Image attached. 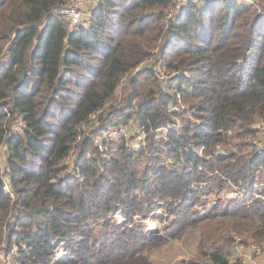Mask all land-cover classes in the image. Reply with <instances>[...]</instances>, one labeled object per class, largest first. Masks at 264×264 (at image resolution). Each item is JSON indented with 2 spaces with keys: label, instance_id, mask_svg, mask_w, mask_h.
Returning a JSON list of instances; mask_svg holds the SVG:
<instances>
[{
  "label": "trees",
  "instance_id": "16d2710c",
  "mask_svg": "<svg viewBox=\"0 0 264 264\" xmlns=\"http://www.w3.org/2000/svg\"><path fill=\"white\" fill-rule=\"evenodd\" d=\"M66 3L0 0V247H16L20 264H155L150 249L192 226L206 229L199 241L213 264H239L228 258L236 237L264 241V187L254 185H264L255 172L264 148L243 151L226 131L264 136L252 126L264 125V0H188L166 19L173 0H100L74 30ZM155 54L175 75L163 84L147 67L158 81L142 95L132 71ZM127 74L124 105L106 110ZM133 114L144 145L94 144L115 117ZM70 167L81 178L63 174ZM226 187L246 192L194 208ZM182 211L161 229L143 224Z\"/></svg>",
  "mask_w": 264,
  "mask_h": 264
},
{
  "label": "rangeland",
  "instance_id": "374dc122",
  "mask_svg": "<svg viewBox=\"0 0 264 264\" xmlns=\"http://www.w3.org/2000/svg\"><path fill=\"white\" fill-rule=\"evenodd\" d=\"M99 1L100 0H82L80 6L78 8V12H79V16H80L79 22H81L82 24H87L89 22L88 18H89L91 13L95 12L98 9ZM187 1L188 0H173V4L168 6L165 9V19L169 18V17H174L178 13L179 7L185 5ZM194 1L202 4V0H194ZM217 1H222V0H217ZM239 1H243L244 3H248V4H251L254 2V0H239ZM71 3H72V0H67V3L60 10L62 12H64L65 8L68 7ZM63 15H64V13H63ZM64 21H65V24L67 26L68 22H67L65 16H64ZM263 25H264V23H263ZM71 27L72 26H70V27L67 26V28H69V29ZM75 27H73L71 30H74ZM6 46H7V42H5L4 47L0 52V63L3 62L5 60V58H7ZM158 64H159L158 63V56L155 54L154 56H152L149 59L142 62L136 69H134L132 71V73L134 75L140 76V81H138L137 84L139 83V86L142 87V95H144V92L148 88H150L152 86L154 87L158 81L157 80V81H155V83H153L154 82V81H152L154 79L153 73L152 74L146 73L147 67L153 68L155 75L158 76L159 79L163 80L162 81L163 84H166V82L168 81V78L173 77L175 75V72L167 70L163 66L158 67ZM129 76H130V74H127L122 79V81H121L120 85L118 86L114 96L105 105L106 110H110L111 108H114V107H122L124 105V103H125L124 97L127 93V87L130 85L128 82ZM72 87L76 88V86H73V85H72ZM169 90H171V89H169ZM176 105H177V107L182 105L180 100L176 103ZM89 121L92 122L91 120H89ZM95 121H96V118H95ZM113 123L106 124L105 127H103L101 130H99L96 133V135H94V138H93L94 144H99V149L102 150L103 148H105V145H107L108 143L114 147L116 145V143H118L121 140H124V141H126V144L128 145L129 149L137 148V146L132 147V143L136 142V140H137V136H138L137 129H139L138 124H137V120H136V115L135 114L131 115L129 118L126 119L125 122L122 121L120 119V117H115L113 120ZM179 123H180L179 118H174L171 120V122L169 121V124L174 125L175 127H178ZM18 126H20V125L17 123L16 129ZM119 126L124 129V134L121 135L122 137H116L115 136L116 138L112 139L113 141L111 142L110 137L113 136L112 132L114 130H116V128ZM252 126H253V128L264 130V125H262V122L256 121L254 123V125H252ZM91 127L92 126H89L87 131H89ZM162 129H163V131L160 132ZM234 129L235 128H230L229 130L226 131V134H227V136L228 135L231 136L232 140L235 141L236 144L237 143L240 144L241 149L243 151H250L253 149L260 150V149L264 148V136H258L259 132H257L258 135L253 136V135L248 134V135H245L243 139H239L240 132H242V131H237V129H235V130ZM157 130H158L157 131V133H158L157 138H158V136H161L162 134L165 133L164 127L159 128ZM143 136H144V134H143ZM104 138H105L106 143L103 145V143H101V141ZM145 143H146V141L144 139L143 145ZM110 149L112 152H114V150H115V149H112V147ZM229 150L237 151V149L235 147H230V146L224 147L222 145L218 147V152L222 153V154H226L227 152H229ZM6 151H7L6 145H4V147L0 153V171H1L2 176L5 180L8 179V174H7L8 165H7V161H6ZM197 151L199 152V148L197 149ZM93 154H94V152H92L91 150H88L86 155L92 156ZM73 157H74V151H72V153L69 155V157L65 161L67 167L69 165H72L73 160H74ZM73 171L77 174V176H79V178H81L79 172L77 170L72 169V167H70L69 169L64 171L63 174H65V175H67L69 173L71 174ZM255 172H256V176L259 178L261 177V175L263 176V174H264L263 170L255 171ZM254 185L257 186L256 189H263V187H264L262 179H258V181H256L254 183ZM5 190L9 191V187L7 185L5 187ZM245 192H246L245 188L240 189L237 187H234V188H227L226 187L225 189H223L220 192L215 191L214 193L202 195L201 196L202 200L195 203L194 208L200 210V212H203L206 207H208L212 204H215L216 201H218L219 199L225 200V199L234 198L235 196H240V195L245 194ZM248 192H251V190L249 189ZM150 208H153V210L150 212V214H152V215H154V213L156 211H158V209H154V207H150ZM185 215H186V212L182 211L176 215L165 214L163 216V218H160L159 220H156L154 218H146L144 220L145 223H143V224L147 228L161 229L163 226L168 225L172 220H180L181 218H184L183 216H185ZM115 219L117 220L118 223H120L121 222V215L119 213H117L115 215ZM201 231H206V229L205 228H194L192 226L185 227L179 233V235H177L178 234L177 233L176 236H174L173 238H166V240H164L163 242L152 247L149 251L150 252L149 253L150 259L155 264H187L190 260L199 261L202 264H213L205 253V251H207V246H208L207 243H206L205 247H203L200 244L199 240H200V232ZM236 238H237L235 241L236 246L238 244L239 245L243 244V248L248 249V251H249L248 255L250 258L245 259L243 261L242 258L240 257L242 250L241 249L238 250V247H236L235 244H233V245H231L230 253L228 255V258L231 260V262H239V264H260V263L256 262V260L254 258L260 254L264 255V244H263L264 241L257 243L251 239H246V241H242L244 243H238L239 237H236ZM221 243L222 242H219L218 244H221ZM252 245H257L259 247V251L255 252V251L251 250ZM3 250L4 249L2 247H0V264H20V261L17 259L18 256H20V254L16 250V247H13L12 250L8 253H5ZM57 252H58V254H57L58 256L64 255V250L62 248V245L57 244Z\"/></svg>",
  "mask_w": 264,
  "mask_h": 264
},
{
  "label": "built area",
  "instance_id": "2783aa9c",
  "mask_svg": "<svg viewBox=\"0 0 264 264\" xmlns=\"http://www.w3.org/2000/svg\"><path fill=\"white\" fill-rule=\"evenodd\" d=\"M81 2H82V0H72V3L68 7H66L64 12H63L64 16L68 22L67 26L68 27L72 26L70 29L68 28L69 30H71L73 27H75L76 24L80 23L79 22L80 16H79L78 8H79ZM137 133H138L137 140H136V142L132 143V147H134V146L139 147V146L143 145V143H144V136H143L144 132L141 130L140 127H139V129H137ZM122 134H124V129L119 126L116 128V130H114L112 132L113 136L110 138L115 139L116 137H122L121 136ZM263 171H264V167H263ZM236 247H238V250H240L241 248H243V244H240V245L238 244ZM251 250L258 252L259 247L257 245H252Z\"/></svg>",
  "mask_w": 264,
  "mask_h": 264
},
{
  "label": "crops",
  "instance_id": "0c3cea01",
  "mask_svg": "<svg viewBox=\"0 0 264 264\" xmlns=\"http://www.w3.org/2000/svg\"><path fill=\"white\" fill-rule=\"evenodd\" d=\"M264 244V242H263ZM236 246V245H235ZM242 252H241V255L240 257L242 258V260L244 261L245 259H249V255H248V249H244V248H241ZM250 250V249H249ZM256 262L260 263V264H264V255L260 254V255H257L255 258Z\"/></svg>",
  "mask_w": 264,
  "mask_h": 264
}]
</instances>
